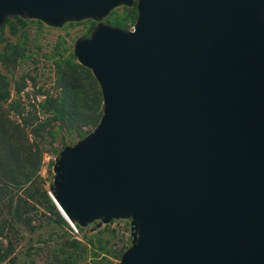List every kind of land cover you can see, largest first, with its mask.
<instances>
[{"label":"water","instance_id":"95a60500","mask_svg":"<svg viewBox=\"0 0 264 264\" xmlns=\"http://www.w3.org/2000/svg\"><path fill=\"white\" fill-rule=\"evenodd\" d=\"M134 2L124 29L100 21ZM73 42L101 111L52 163L68 223L129 220L118 264H264V0H0Z\"/></svg>","mask_w":264,"mask_h":264},{"label":"rangeland","instance_id":"374dc122","mask_svg":"<svg viewBox=\"0 0 264 264\" xmlns=\"http://www.w3.org/2000/svg\"><path fill=\"white\" fill-rule=\"evenodd\" d=\"M135 15L134 2L121 4L100 21L129 29ZM96 22L90 18L65 21L57 26L34 18L5 22L0 29L1 54L13 45L23 46V50L14 65L0 59V80L5 78L7 83L0 94V112L13 118H17L16 107L28 115L41 112L38 103L61 86L56 81L59 67L66 60L78 63L72 51L74 40L86 36ZM84 71L87 79L82 80L83 86L90 85L100 94L90 70ZM19 80L23 85L17 90ZM14 103L16 107H12ZM85 110L90 112V108ZM41 114L44 116L47 112ZM59 122L50 120L36 133L25 131L27 146L41 152L27 154L25 149L18 174L27 170L26 164L30 161L28 177L21 176L26 181L22 186L0 190V264H58L61 260L65 264H118L121 252L129 245L130 224L125 218H114L107 223L94 220L74 228L67 221L60 224L51 221L49 203L42 192L51 199L49 186L54 156L63 145L79 138L77 130L81 123L73 122L70 126L69 122ZM91 126H83L81 133L85 134ZM47 128L53 131V136L46 133Z\"/></svg>","mask_w":264,"mask_h":264},{"label":"trees","instance_id":"16d2710c","mask_svg":"<svg viewBox=\"0 0 264 264\" xmlns=\"http://www.w3.org/2000/svg\"><path fill=\"white\" fill-rule=\"evenodd\" d=\"M135 7V6H134ZM25 17L18 15L6 16L0 25V29L5 22L9 20L22 21ZM23 47V46H22ZM19 45L11 46L10 50H7L5 54H1L0 59L8 61V64L14 65L21 54L20 50H23ZM86 69L81 64L71 62L70 60L64 61L62 67H59L56 81L61 83V86L57 92L53 94H46L38 105L41 108V112H33L31 115L23 113V109H18L14 104L12 107L17 109V118H13L5 112H0V190H6L11 186H22L26 181L21 176L28 177L29 167L31 164L27 162V172L19 173L18 167L22 166L24 162H21L22 155L25 149L27 154H35L41 152L38 148L31 150V145L27 146L26 132H39L42 131L49 123L50 120H58L61 122H69L70 126L76 122H81L77 133L79 138L84 135L81 133L83 126L91 124L94 126L96 123L100 111H101V97L99 93H96L90 85L89 88L83 86L82 80L87 79V75L84 71ZM22 78V77H21ZM58 84V82H56ZM23 85V81L17 82L16 89L19 90ZM7 86L5 78L0 80V94ZM89 91V94L87 93ZM88 96V98L86 97ZM1 98V97H0ZM90 108L88 113L85 109ZM42 112H47L46 115H42ZM74 122V123H73ZM91 126V127H92ZM88 131V130H87ZM46 133L53 136V131L47 128ZM86 133V132H85ZM40 156V155H39ZM43 193V194H42ZM42 196L49 203V210L51 212V221L53 223H66V220L55 208L51 199L42 192ZM18 208L16 207V211ZM75 227H80L76 223H73ZM58 264H65L64 260H61Z\"/></svg>","mask_w":264,"mask_h":264},{"label":"built area","instance_id":"2783aa9c","mask_svg":"<svg viewBox=\"0 0 264 264\" xmlns=\"http://www.w3.org/2000/svg\"><path fill=\"white\" fill-rule=\"evenodd\" d=\"M70 224H71V226H72L73 228L75 227L73 223H70Z\"/></svg>","mask_w":264,"mask_h":264},{"label":"flooded vegetation","instance_id":"af4514ba","mask_svg":"<svg viewBox=\"0 0 264 264\" xmlns=\"http://www.w3.org/2000/svg\"><path fill=\"white\" fill-rule=\"evenodd\" d=\"M88 35V34H87Z\"/></svg>","mask_w":264,"mask_h":264}]
</instances>
